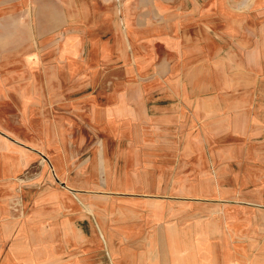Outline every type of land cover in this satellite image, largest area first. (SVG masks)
Listing matches in <instances>:
<instances>
[{"label":"crops","instance_id":"crops-1","mask_svg":"<svg viewBox=\"0 0 264 264\" xmlns=\"http://www.w3.org/2000/svg\"><path fill=\"white\" fill-rule=\"evenodd\" d=\"M106 1L108 9L103 10ZM63 2L49 0L40 3L45 15L34 37L35 40H44L43 50L52 51L51 56L46 57V64L61 66L62 74L57 79L68 84V90L48 92L47 105L39 108H43L46 113L44 126L39 127L45 131L43 139L35 136L29 138L32 149L36 151L28 154L30 162L41 157L46 165L51 164V168H42L41 179H36L34 183H18L16 179L20 177L23 163L19 153L21 151L7 155L10 161L8 164L5 159L2 160V157H6L5 153L0 155V264H104L101 252H98L101 238L105 235L109 242L119 241L117 219L115 224L111 220L109 228H106V224L100 221L102 217L96 219L97 211L102 207L94 202L86 204L81 201L87 179L103 176L111 179L115 175L112 157L102 148L105 143L101 142L100 137L94 142V137L101 135L100 129H108L110 135L113 130L130 129L133 132L130 137L121 133L120 137L116 136L117 141H108L113 146L125 147L116 149L117 160L123 158L125 162L133 146L151 144L134 137V131L144 129L145 126H156L159 130L169 127L179 130L188 128L190 133L201 127L202 133L198 136L201 141L198 144L207 145L213 143L214 127L225 133V142L234 132L236 136L243 135L241 127L251 119L246 116V110L241 109L240 101L237 107L220 103L215 106L212 96H200L201 103L205 102L202 108L197 96L195 100L190 98L187 101L189 106L182 107L180 102L183 92L180 90L117 88L119 83L132 85L137 71L142 74L147 67L156 65L152 61L151 51L159 43H156L157 39L151 38V34H160L165 28L161 26V19L166 23L167 18L181 17L182 10L187 9L189 12L191 4L194 9L190 12L196 13L195 9L198 8L203 10L200 0H100L99 10L95 9L92 13L86 11V6L82 7L81 0H77L71 5L75 7V15L62 18L56 14V8ZM205 7L207 9L204 14L207 15L214 5L206 4ZM59 30L72 35L63 41H49L47 37ZM163 34L166 32L163 31ZM57 50L58 54L53 53ZM157 79L163 80L161 76H157ZM181 80L177 78V81ZM49 103L53 105L52 108L48 107ZM30 106V115L38 113L34 104ZM19 110L22 113V106H19ZM55 113L58 116L61 113V118H54ZM39 117L42 123L41 114ZM33 118L30 117V124H33ZM252 120L255 125L261 124L256 122V118ZM88 123H92L90 129L93 133L92 137L89 136V140L93 139L91 141L81 136L83 129L86 130L83 125ZM208 127L213 130L209 131ZM192 137L184 145H196L194 141L198 137ZM124 139L125 142H122ZM83 143L99 145L98 155L94 153L93 157L89 155L82 161L79 160V154L68 155L69 146ZM177 144L183 145L181 136ZM147 155L149 162L155 161V152L148 149ZM258 177L254 175V183ZM243 181L239 186L232 187L238 193L235 201H211L207 205V216L192 217L189 214L181 218L175 216L174 212L167 213L164 210L157 219H142L144 222L141 224L130 221L127 227H132L134 232L139 227L138 231L158 221L157 234L154 236L148 230L140 238H126L127 241H133L132 249L127 245L126 256L120 261L116 245L111 243L109 253L114 254L113 264H264L263 221L250 218L252 208L249 207L259 206L257 202L264 204V194L258 193L254 186L255 201L252 202V198L246 195V182L242 185ZM108 192L112 193L113 190L105 193ZM172 204L180 206L181 203ZM162 205L165 206V203ZM144 206L146 210L149 209V204ZM235 206V210L241 212L233 219L230 210ZM87 207L93 211L91 216L94 218L87 215ZM214 210L221 211L216 214L219 216L220 227H215ZM241 213L245 216L242 217ZM166 220L172 222L166 224ZM231 225L237 226L234 234L230 232ZM102 230L105 231L104 235Z\"/></svg>","mask_w":264,"mask_h":264},{"label":"rangeland","instance_id":"rangeland-1","mask_svg":"<svg viewBox=\"0 0 264 264\" xmlns=\"http://www.w3.org/2000/svg\"><path fill=\"white\" fill-rule=\"evenodd\" d=\"M48 1L0 0V155L5 153L6 157H2V160L5 159L8 164L10 161L7 155L21 151L19 153L23 163L20 177L16 180L23 184L34 183L36 179H41L42 168H51V164L46 165L41 157L30 162L28 154L36 151L32 149L29 138L35 136L43 139L42 134L45 131L39 127L44 126L46 113L44 114L43 108L49 101L48 92L68 90L67 82L62 83L57 79L62 74V67L46 64V57L51 56L52 51L42 49L43 39H34L37 28L41 26L42 16L45 15L40 3ZM81 1L82 7L86 6V11L92 13L95 9L99 10L100 0ZM200 1L203 10L198 8L195 9L196 13L190 12L194 9L191 4L190 11L182 10L181 17L167 18L166 23L161 19V26H164L165 30L162 29L160 34H151V38L157 39L156 43H159L157 48L151 51L152 61L156 62V65L147 67L142 74L137 71L132 85L119 83L117 88L180 90L183 92L180 102L182 107L189 106L187 101L190 98L195 100L197 96L202 108L205 107V102L201 103L200 96H212L215 106L220 103L219 105L229 104L237 107L240 101L241 109H245L246 116L251 119L241 127L243 135L236 136L234 132L225 142V133L213 126V134L210 132L213 143L207 145L198 144L201 141L198 137L202 133L201 127L190 133L188 128L179 130L169 127L159 130L156 126H145L144 129L135 130L134 137L140 138L143 143L151 144L133 146L135 150H132L131 154L128 153V161L125 162L123 158L117 160L116 152V149L125 147L113 146L109 142L117 141L116 136L120 137L121 133L130 137L133 132L130 129L113 130L110 135L111 131L108 129H100L101 135H96L94 142L100 137L101 142L105 143L102 148L112 157V164L116 168V171H113L115 175L111 179L105 176L87 179L81 201L86 204L94 202L102 207L97 211L96 219L98 216L102 217L100 221L106 224V228H109L111 220L115 224L117 219L118 242L107 241L105 231L102 230L104 236L101 238V248L98 252H101V261L104 264L115 263L114 254L109 253L111 243L116 245L115 250H118L120 261L126 256L127 245L132 249V238H140L148 230L154 233V236L157 234L159 226L156 220L154 225L138 231L141 228L139 227L137 232H134L132 227H127L130 221L141 224L144 222L142 219H157L164 210L167 213L174 212L177 214L175 216L181 218L188 217L189 214L192 217L207 216V205L212 203L211 201L232 202L237 199V190L232 187L239 186L241 180H245L246 195L252 198V202L255 201V190L264 194V0ZM74 2L77 0H64L63 4L56 8V14H60L62 18L65 15H75V7L71 6ZM105 3L103 10L108 9V2ZM206 4L214 5L207 15L204 14ZM48 10L47 8V13ZM163 31L166 34H163ZM64 32L59 30L47 38L49 41H63L72 35ZM76 36L78 37V34ZM58 52L57 50L53 53ZM157 76H161L163 80L157 79ZM179 77L182 78L181 81H177ZM31 103L38 108V113L30 115ZM19 106H22V113ZM41 107L43 108L40 110ZM48 107L52 108L53 105L49 103ZM39 114L43 118L42 123ZM31 116L34 117L33 124H30ZM61 116V113L59 116L58 113L54 114V118ZM252 118H256V122L261 124L255 125ZM30 125H33L32 128ZM91 125L92 123L83 125L86 130L83 129L81 136L87 141L93 140H89L93 133ZM98 130L99 128L96 131ZM208 130L213 129L208 127ZM193 135L198 137V140L194 141L196 145H184L187 139L194 138H191ZM180 136L183 145L177 144ZM121 141L125 142V139ZM68 149V155L79 154V160L82 161L89 155L93 157L94 153L97 156L100 147L97 144L92 146L83 143L69 146ZM148 149L155 152V161H148ZM72 162L81 164L78 161ZM254 175L259 176L256 183L253 180ZM245 182L243 181L242 185ZM111 190L114 193H105ZM230 191L232 192L229 193ZM172 203L181 204L176 206ZM258 203L260 202L256 203L259 206L249 205L252 208L250 218L261 219L264 229V204ZM144 204H149L148 210ZM110 207L111 209H108ZM235 209L236 206L230 210L233 219L241 212L238 213ZM91 212L93 211L87 207V215L91 216ZM219 212L221 211L214 210L215 227L221 226V223H218L219 216L216 215ZM241 215L245 216L243 213ZM132 218L134 220H131ZM166 222L170 224L172 221ZM236 227L230 226L232 234L237 232ZM126 238L131 240L127 241Z\"/></svg>","mask_w":264,"mask_h":264}]
</instances>
